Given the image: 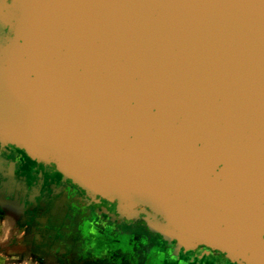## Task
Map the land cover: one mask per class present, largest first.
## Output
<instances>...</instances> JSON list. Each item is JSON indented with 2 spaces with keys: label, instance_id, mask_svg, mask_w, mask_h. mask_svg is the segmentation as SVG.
I'll list each match as a JSON object with an SVG mask.
<instances>
[{
  "label": "water",
  "instance_id": "95a60500",
  "mask_svg": "<svg viewBox=\"0 0 264 264\" xmlns=\"http://www.w3.org/2000/svg\"><path fill=\"white\" fill-rule=\"evenodd\" d=\"M0 145L264 264V0H0Z\"/></svg>",
  "mask_w": 264,
  "mask_h": 264
},
{
  "label": "flooded vegetation",
  "instance_id": "af4514ba",
  "mask_svg": "<svg viewBox=\"0 0 264 264\" xmlns=\"http://www.w3.org/2000/svg\"><path fill=\"white\" fill-rule=\"evenodd\" d=\"M56 174L18 148L0 145V234L7 221L11 224L8 244L0 252L10 253L16 264H93L80 254L75 234V226L82 220L73 211L78 197L69 202V190L75 186L61 174L55 183ZM173 254L186 264H232L206 249L199 253L173 249ZM138 264H144L142 255Z\"/></svg>",
  "mask_w": 264,
  "mask_h": 264
},
{
  "label": "clouds",
  "instance_id": "9594fccd",
  "mask_svg": "<svg viewBox=\"0 0 264 264\" xmlns=\"http://www.w3.org/2000/svg\"><path fill=\"white\" fill-rule=\"evenodd\" d=\"M60 179L56 174L54 182L58 184ZM68 195L69 202L78 197L73 211L82 218L75 226L80 254L90 258L93 264H124L125 260L128 264H138L140 255L144 264H186L173 254V248L168 246L163 236L134 229V219H121L118 201L109 202L98 195L95 202H86L87 194L75 187L69 190Z\"/></svg>",
  "mask_w": 264,
  "mask_h": 264
},
{
  "label": "crops",
  "instance_id": "0c3cea01",
  "mask_svg": "<svg viewBox=\"0 0 264 264\" xmlns=\"http://www.w3.org/2000/svg\"><path fill=\"white\" fill-rule=\"evenodd\" d=\"M11 229V224L10 222H6L5 225H3L2 232L0 234V248H4L8 244L10 235L8 234ZM10 254V253H9ZM9 254L0 252V264H16L13 260L12 257L9 256ZM20 264H29V263H20Z\"/></svg>",
  "mask_w": 264,
  "mask_h": 264
}]
</instances>
